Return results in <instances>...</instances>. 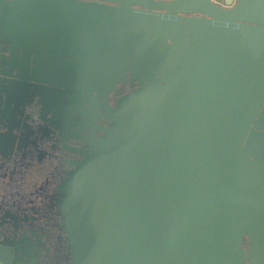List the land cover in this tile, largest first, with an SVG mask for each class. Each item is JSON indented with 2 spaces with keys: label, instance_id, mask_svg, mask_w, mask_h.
<instances>
[{
  "label": "water",
  "instance_id": "water-1",
  "mask_svg": "<svg viewBox=\"0 0 264 264\" xmlns=\"http://www.w3.org/2000/svg\"><path fill=\"white\" fill-rule=\"evenodd\" d=\"M223 3L0 0V97L87 142L69 264H264V0Z\"/></svg>",
  "mask_w": 264,
  "mask_h": 264
},
{
  "label": "flooded vegetation",
  "instance_id": "flooded-vegetation-1",
  "mask_svg": "<svg viewBox=\"0 0 264 264\" xmlns=\"http://www.w3.org/2000/svg\"><path fill=\"white\" fill-rule=\"evenodd\" d=\"M129 90L128 83L120 86V93ZM6 98L2 92L0 246L16 245L22 260L32 252L37 264H69L67 233L56 199L60 182L73 168L68 161L81 158L70 148H84L87 142L62 133L61 124L56 127L52 115L42 111L38 95L24 101Z\"/></svg>",
  "mask_w": 264,
  "mask_h": 264
},
{
  "label": "rangeland",
  "instance_id": "rangeland-1",
  "mask_svg": "<svg viewBox=\"0 0 264 264\" xmlns=\"http://www.w3.org/2000/svg\"><path fill=\"white\" fill-rule=\"evenodd\" d=\"M214 2H216L217 4H224L223 0H213Z\"/></svg>",
  "mask_w": 264,
  "mask_h": 264
}]
</instances>
